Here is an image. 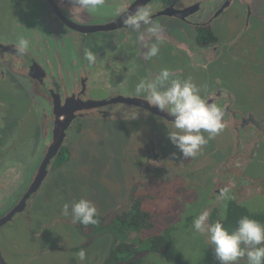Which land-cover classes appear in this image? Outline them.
Listing matches in <instances>:
<instances>
[{"label": "rangeland", "instance_id": "obj_1", "mask_svg": "<svg viewBox=\"0 0 264 264\" xmlns=\"http://www.w3.org/2000/svg\"><path fill=\"white\" fill-rule=\"evenodd\" d=\"M12 1V6L6 1V8H3L1 15L4 1L0 0V31L4 19L7 25L13 26L12 30L10 27L9 36L34 38L31 34L32 26L35 25L32 18L39 13L40 3ZM17 4L24 8L22 15L23 11L19 13ZM17 15L25 19V32L16 27L17 23H11ZM236 17L235 11L230 9L223 18L234 29L233 20ZM38 25L42 27L39 30L44 32L42 24ZM166 26L177 36H182V29L188 28L184 24L179 28L169 20ZM217 32L222 33L221 26H217ZM87 34L90 35L85 37L69 31L74 60L82 59L85 47L95 48L98 42H108L107 37L112 36H105V32ZM237 35L235 31H227L224 37L219 35L222 44L214 54L198 50L194 60L198 61L199 66L195 70L187 69L189 62L185 61L187 53L183 45L187 38L169 40L167 45L163 43L158 55L152 57L151 66L159 65L181 79H190L198 86L204 99L207 87L212 85L211 81L222 78L227 87L237 94L239 108L248 109L255 105L264 108V26L250 30L231 45V40ZM126 46L129 49L130 43ZM129 51L123 49L119 59L129 61L131 57H137L135 64L142 61L138 60L139 51L136 48ZM179 65L183 68L180 75ZM129 68L133 73L136 66L130 65ZM153 74L148 66L142 65L140 76L138 72L133 73L135 78L131 76L133 82L126 89H121L120 82H114L117 86L95 92L98 98L111 93L130 95L140 79H153ZM31 94L30 89L26 90L9 81L0 86V143L6 141L8 146L3 158L0 154V168L3 175L10 179V186L15 182L16 175H22L19 186L8 199L9 205L30 183L47 144L43 130L46 127L45 107L36 104ZM117 107L122 112L116 118L98 116L87 122L83 120L73 124V130H77L81 123H85L87 128L80 136L76 135L77 139H73V131L69 132L71 136L65 144L72 149L70 161L49 174L43 187L31 198L27 213H19L0 228V245L11 262L63 264L71 256L77 260L73 264H104L113 237L100 232L104 235L95 238L88 249L85 247L86 260L81 262L77 257L79 251L71 249L80 246L85 238L77 229V223H73L70 216L62 215V207L65 203L85 198L95 204L98 215L112 220L118 212L128 207L133 195L142 200V208L154 217V227L132 233V239L136 237L137 242L143 244L146 239L171 229L172 242L181 255L179 264H219L207 236L195 232L192 220L201 213L217 170L233 152L231 131L224 127L203 146L196 157L187 160L168 138L172 121L136 107L122 104L113 106ZM136 113L137 118L131 119ZM204 135L207 136V133ZM262 169L260 178L264 180V167ZM246 206L252 212H264V195H254L246 202ZM219 215L224 213L219 211ZM261 224H264V220ZM61 248L68 250L57 254ZM137 258L122 264H174L163 253L151 254L146 253V250ZM238 264H247V257L241 258Z\"/></svg>", "mask_w": 264, "mask_h": 264}, {"label": "flooded vegetation", "instance_id": "obj_2", "mask_svg": "<svg viewBox=\"0 0 264 264\" xmlns=\"http://www.w3.org/2000/svg\"><path fill=\"white\" fill-rule=\"evenodd\" d=\"M3 1L1 15L7 2L9 6H12L13 2L12 0ZM27 2L40 3L41 6L39 13L34 14L32 18L35 25L32 26L31 34L35 37L26 38L29 41V49L26 54H17L15 44L18 37L8 35L13 26L7 25V21L4 19L1 21L3 29L0 31V86H4L5 81H9L11 84L26 90L30 89L31 98L35 100L36 104L45 107L46 127L43 130L47 137V144L30 183L14 200L12 205L7 202H9L12 192L19 186L18 181L21 180L22 175L21 173L16 175L15 182L10 186V179L7 175H3L0 168V228L11 222L19 213H27L31 198L40 191L49 174L56 167H61L70 161L72 149L71 146L68 147L65 144V141L71 136L69 132L73 131V139H77L76 135L80 136V133L87 128L85 123H81L77 130H73V124H78L79 121L82 122L83 120L87 122L90 118H97L98 116L116 118L120 115L122 109L120 107L113 108V106L120 104L146 110L149 114L172 121L173 118L160 112L155 107L149 106L150 108H146L137 104V102H133L144 101L135 98L133 95L111 93L104 98H98L95 92H98L99 89H109L112 85L117 86L114 82H120L121 89H126L127 85L133 82L135 78L132 75L133 73L138 72L140 76L142 65L148 66L149 71L154 73L153 79L162 69L159 65H157L159 68L151 66L152 58H145L148 47L156 43L155 38H150L145 33V40L138 41L136 39L137 33L122 23V16L127 11L134 12L139 7L151 8L153 20L161 23L164 28L163 42L159 43V49L163 46V43L167 45L169 40L179 41L178 39L187 38L183 45L184 51L187 53L185 61L189 62L187 63V69L191 70H195L199 66L198 61L194 60L195 53L200 49L213 54L216 53L222 44L220 38L221 36L224 37L227 31L229 33L235 31L238 34L237 37L235 36L231 40L232 45L236 43L239 37L245 36L250 30L264 26V0H105L103 7L92 13H84L79 17L70 14L71 0H27ZM17 8L19 13L20 10L23 11L22 15L24 8L18 4ZM117 9H120L119 14H117ZM230 9H233L237 16L233 20L235 23L234 29L223 18L226 17V13ZM168 20L177 24L179 28L181 24L187 25L188 28L186 30L183 28V35L177 36L166 26ZM11 23L12 25L17 23V26H14L22 32L27 29L25 19L21 18L20 15L14 17ZM38 24H42L44 32L39 30L42 27H39ZM80 26L92 30L84 32L76 29ZM217 26L222 27V33L217 32ZM69 31H75L85 37L90 35L87 33L94 32H105V36L110 34L112 36L107 37L108 42H98L95 48L85 47V51L91 50L97 54L95 64L89 66L88 61L85 59V51L81 60L73 59V51L70 48L68 37ZM16 33H18L17 30ZM211 33L216 35L218 39L216 42L205 43L200 40L201 36L210 35ZM128 42L130 43L129 49L136 48L139 51L138 60L142 61L138 64H135L137 57H131V61L119 59L123 55V49L130 52L126 46ZM130 65L134 68L136 66L133 73H131L132 70L130 71ZM181 73H183V68L180 66L178 75ZM131 76L133 79H131ZM211 83L212 85L207 87L205 99L223 109L225 113L223 120L225 127L231 131L233 136L234 149L217 170L213 187L201 212L207 210L210 213L209 223L219 221L223 224L224 221L229 219V215L235 213L238 207L246 209L251 215L264 214V212H252L246 206V202L254 195H264V180L260 178V172L263 171L262 168L264 167V108L256 105L248 109L239 108L236 100L237 94L227 87L222 78H215ZM32 87L36 89H31ZM71 116L73 118L66 129L63 144L58 151V155L63 151L66 152L68 155L67 160L56 166L58 155L51 158L43 169L44 174L37 191L31 193V187L40 174L42 164L55 139L57 124L63 125ZM0 149L3 158L5 156L3 152L8 151L6 141L0 143ZM137 202L142 207V200L132 195L128 207L118 212L112 220L101 215L104 218L103 225L112 223L119 214L132 210ZM15 210L16 212L12 214ZM226 210L227 212H225ZM219 211L220 213L223 212L224 215H219ZM76 226L81 231L80 233L84 236L85 241L80 246L73 247L71 251H80L81 249L85 251V247L88 249L97 238L104 234L113 237L109 254L116 244L122 242L121 239L116 242L114 233L106 232L100 226L99 228L82 227L79 223ZM235 227L236 225L232 229ZM232 229H229V231ZM142 230L144 229L140 231ZM140 231L130 232L125 242L135 244L134 248L142 246L145 242L143 244L141 241L136 243V237L133 239L131 237L132 233ZM100 232L104 234H100ZM164 233L166 232L162 234ZM168 233L171 235V229H168ZM171 237L173 241V236L171 235ZM66 250L68 249L64 248L63 250L61 248L57 254ZM144 250L139 251L137 255H140ZM149 252L153 254L152 251L146 250V253ZM137 255L133 258L138 259ZM73 258L70 256L69 261L63 264L75 263L77 260ZM0 264H14L7 258L1 245Z\"/></svg>", "mask_w": 264, "mask_h": 264}, {"label": "clouds", "instance_id": "obj_3", "mask_svg": "<svg viewBox=\"0 0 264 264\" xmlns=\"http://www.w3.org/2000/svg\"><path fill=\"white\" fill-rule=\"evenodd\" d=\"M71 3V16L79 17L103 7L105 0H71ZM119 12L120 9H117V14ZM122 23L137 33L138 41L145 40V33L150 38H155L156 43L145 52L146 59L158 55L164 28L161 23L153 20L151 8L139 7L134 12L127 11L122 16ZM28 49L29 41L18 37L15 44L17 54L24 55ZM85 59L91 66L95 64L97 54L86 50ZM129 94L173 118L172 130L168 129V138L184 158L196 157L203 146L225 127L223 109L204 99L198 86L190 79H181L168 68H162L154 79H140L134 91ZM137 116L138 113L131 119H136ZM61 213L65 217L70 216L73 223H80L85 227L99 223L95 204L85 198L65 203ZM209 216L207 210L201 212L192 220V228L196 233L207 236L208 244L219 264H238L245 256L247 264H264V224L244 216L229 231L219 221L209 223ZM77 257L81 262L85 261L86 252L81 249Z\"/></svg>", "mask_w": 264, "mask_h": 264}, {"label": "trees", "instance_id": "obj_4", "mask_svg": "<svg viewBox=\"0 0 264 264\" xmlns=\"http://www.w3.org/2000/svg\"><path fill=\"white\" fill-rule=\"evenodd\" d=\"M200 40L205 43H212L214 41L216 42L218 39L214 33H211L210 35L201 36ZM67 158L68 155L63 151L58 155L56 166L65 162ZM244 216L258 222H263L264 220V214L251 215L246 209L238 207L235 213L229 215V219L224 221L223 224L227 228L232 229L233 226L237 224V221ZM97 219L99 221L98 224L88 225L87 227L99 228L100 226L102 230L114 233L116 236V242L119 241V239L122 240L120 244L118 243L114 246L109 254V257L105 261V264H121L123 262L130 261V259L136 256L137 253L143 249L152 252H162L166 259L174 264H179L181 262V255L172 243V237L168 232L148 238L142 246L140 245L137 248L133 247L135 244H128L125 242V240L128 239V234L130 232L154 227L152 214L144 210L139 202L134 205L132 210L119 214L112 223L103 225L104 218L101 215H98ZM80 225L85 227L82 224ZM137 241L136 243H138Z\"/></svg>", "mask_w": 264, "mask_h": 264}, {"label": "water", "instance_id": "obj_5", "mask_svg": "<svg viewBox=\"0 0 264 264\" xmlns=\"http://www.w3.org/2000/svg\"><path fill=\"white\" fill-rule=\"evenodd\" d=\"M76 29H79L81 31H84V32H87V31H90L92 30L91 28H87V27H83V26H80V27H76ZM130 101V100H129ZM128 101V102H129ZM133 102H137V104H140V105H143L144 107L146 108H150L149 105L147 104V102H144V101H133ZM104 103H106V101H104ZM73 116L69 117L68 120L63 124V125H59L57 124V133L55 135V139L49 149V153L47 154L43 164H42V167H41V172L40 174L38 175V177L36 178L35 182L33 183L32 187H31V193L32 192H35L37 191L38 187H39V184L42 180V177H43V169L44 167L47 165V163L50 161L51 158H54L58 155V151L59 149L61 148L62 144H63V141H64V137H65V134H66V129L68 128L69 126V123L70 121L72 120ZM27 198V197H25ZM26 200V199H24ZM24 204V202H23ZM16 212L13 211L12 214H14Z\"/></svg>", "mask_w": 264, "mask_h": 264}]
</instances>
